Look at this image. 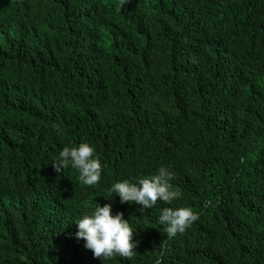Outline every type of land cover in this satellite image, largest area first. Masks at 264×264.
<instances>
[{
    "label": "trees",
    "instance_id": "1",
    "mask_svg": "<svg viewBox=\"0 0 264 264\" xmlns=\"http://www.w3.org/2000/svg\"><path fill=\"white\" fill-rule=\"evenodd\" d=\"M82 142L95 187L51 165ZM160 166L181 199L113 198ZM95 203L137 241L102 264H264V0H0V264H101ZM164 207L198 219L169 239Z\"/></svg>",
    "mask_w": 264,
    "mask_h": 264
},
{
    "label": "clouds",
    "instance_id": "2",
    "mask_svg": "<svg viewBox=\"0 0 264 264\" xmlns=\"http://www.w3.org/2000/svg\"><path fill=\"white\" fill-rule=\"evenodd\" d=\"M51 165L57 173L71 167L85 186L95 187L101 180V161L94 146L86 142L64 146ZM172 179V173L165 166H160L154 175L138 179L135 183L129 180L114 182L109 191L115 194L113 198L119 197L121 204L139 205L137 211L140 213L154 208L157 201L170 205L182 198L181 190L173 186ZM197 219V213L190 208L164 207L156 222L164 227L167 238L171 239L184 233ZM74 223L77 229L75 238L82 239L84 247L94 258H99L101 264L113 257L131 259L134 256L137 248V241L133 240L135 232L121 213L113 214L111 203L103 206L95 203L90 212Z\"/></svg>",
    "mask_w": 264,
    "mask_h": 264
}]
</instances>
